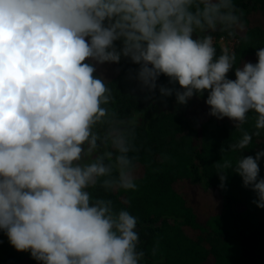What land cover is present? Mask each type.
<instances>
[{
	"label": "clouds",
	"instance_id": "9594fccd",
	"mask_svg": "<svg viewBox=\"0 0 264 264\" xmlns=\"http://www.w3.org/2000/svg\"><path fill=\"white\" fill-rule=\"evenodd\" d=\"M242 16L235 0H0V230L16 251L40 264H141L138 218L110 198L138 190L135 129L116 126L96 65L128 58L149 93L162 75L178 83L159 92L180 105L207 92L208 114L233 122L230 150L242 152L264 130V47L234 81L235 52L216 48ZM262 159H223L220 187L231 170L264 209Z\"/></svg>",
	"mask_w": 264,
	"mask_h": 264
},
{
	"label": "trees",
	"instance_id": "16d2710c",
	"mask_svg": "<svg viewBox=\"0 0 264 264\" xmlns=\"http://www.w3.org/2000/svg\"><path fill=\"white\" fill-rule=\"evenodd\" d=\"M235 3L244 12L243 28L235 37L225 35L224 39L236 41V67H242L257 63L256 51L264 47V0ZM221 35L216 33L217 56L222 50ZM116 46L120 47L119 41ZM96 69L94 75L112 90L114 103L109 107L117 113L116 126L135 129L138 190H121L110 198L118 209L138 218V248L145 253L141 264H264V209L253 203L255 194L233 171H227L224 188L217 174V163L223 159L235 162L264 150V130L253 136L248 148L233 152L230 145L241 134L228 118L218 120L208 114L207 92L180 105L175 93L163 97L159 92L160 85L180 90L178 83L170 84L162 75L157 90L149 93L136 79L139 65L128 58L122 57L119 64L96 65ZM234 72L235 68L227 78L234 81ZM254 123L250 113L243 127L255 132ZM259 168V178H264V159ZM0 264L40 262L29 252L16 251L0 230Z\"/></svg>",
	"mask_w": 264,
	"mask_h": 264
},
{
	"label": "built area",
	"instance_id": "2783aa9c",
	"mask_svg": "<svg viewBox=\"0 0 264 264\" xmlns=\"http://www.w3.org/2000/svg\"><path fill=\"white\" fill-rule=\"evenodd\" d=\"M219 42H225V44H224V47H228L231 51H233V49H234V46L236 45V41H234V40H225V39H219L218 40V43ZM222 49V48H221Z\"/></svg>",
	"mask_w": 264,
	"mask_h": 264
},
{
	"label": "rangeland",
	"instance_id": "374dc122",
	"mask_svg": "<svg viewBox=\"0 0 264 264\" xmlns=\"http://www.w3.org/2000/svg\"><path fill=\"white\" fill-rule=\"evenodd\" d=\"M242 13H243V16H244V12L243 11H242ZM224 44H225V42H219L218 43V45L220 46V48H224ZM235 67H236V65L234 66V68ZM168 104H169V106L171 107L172 110H174V111L176 110L175 105L171 101L168 102ZM180 157H182V156L180 155ZM179 162H181V161H179ZM183 178L186 179V180H190V179H188L186 177H183Z\"/></svg>",
	"mask_w": 264,
	"mask_h": 264
}]
</instances>
